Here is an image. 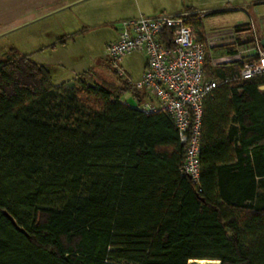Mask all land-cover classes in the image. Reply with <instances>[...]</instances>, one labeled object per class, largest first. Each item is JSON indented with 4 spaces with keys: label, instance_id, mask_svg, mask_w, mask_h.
Wrapping results in <instances>:
<instances>
[{
    "label": "trees",
    "instance_id": "16d2710c",
    "mask_svg": "<svg viewBox=\"0 0 264 264\" xmlns=\"http://www.w3.org/2000/svg\"><path fill=\"white\" fill-rule=\"evenodd\" d=\"M207 66L221 79L242 63L218 73L204 48ZM91 69L55 86L29 55L0 60V264H264V74L205 98L195 185L169 116L123 103L141 100L123 79L87 83Z\"/></svg>",
    "mask_w": 264,
    "mask_h": 264
},
{
    "label": "crops",
    "instance_id": "0c3cea01",
    "mask_svg": "<svg viewBox=\"0 0 264 264\" xmlns=\"http://www.w3.org/2000/svg\"><path fill=\"white\" fill-rule=\"evenodd\" d=\"M178 12L200 19L197 33L204 40L216 33L234 31V25L242 23H252L255 35L260 41L264 38V0H0V41L8 42L6 46L15 48L19 56L29 55L49 70L53 68L52 75H59L58 71L62 73L67 66L75 76L60 84L70 85L86 69L81 68L77 50L71 51V60L65 57L68 45H86V36L102 30L109 33L106 44L116 37L121 20ZM212 12L217 14L207 15ZM251 33H235L236 41L249 40ZM17 39L25 44L21 52L14 46ZM236 51L231 38L206 44L218 73L240 62Z\"/></svg>",
    "mask_w": 264,
    "mask_h": 264
},
{
    "label": "built area",
    "instance_id": "2783aa9c",
    "mask_svg": "<svg viewBox=\"0 0 264 264\" xmlns=\"http://www.w3.org/2000/svg\"><path fill=\"white\" fill-rule=\"evenodd\" d=\"M186 15L185 12L161 13L121 20L116 37L105 44L104 56L115 74L124 77L139 91L141 100L134 97L141 112L160 111L169 116L184 144V161L179 171L197 185L201 173L199 151L204 100L220 84L241 82L264 74V46L255 35L252 23V33L245 42L238 43L234 31L216 33L200 41L196 31L184 23ZM166 29H171L169 47L159 40V35ZM224 38H231L235 44L242 67L231 76L206 79L204 48L207 43ZM131 52H142L145 57L143 70L135 82H130L119 64L122 57Z\"/></svg>",
    "mask_w": 264,
    "mask_h": 264
},
{
    "label": "rangeland",
    "instance_id": "374dc122",
    "mask_svg": "<svg viewBox=\"0 0 264 264\" xmlns=\"http://www.w3.org/2000/svg\"><path fill=\"white\" fill-rule=\"evenodd\" d=\"M109 38V33L105 30L102 31H96L95 33L86 36V45L83 42H77L74 45H68L64 49V54L66 58L72 59L71 51L77 50L80 54L79 63H81L82 69H88L92 68L91 72L89 74H86V82L91 84H105L111 89L118 88L122 86L121 79L125 80L124 77L119 76L117 77L116 74H114L111 70H113L108 63L105 60L104 56V45L107 39ZM19 41V42H18ZM8 42L0 41V60H4L7 58H18L19 53H14V50H11V48H8L6 46ZM14 46L17 47L18 51H23L25 49V44L22 43L19 39L15 40ZM208 55L209 59V65L213 67L211 64V60ZM144 54L142 52H131L119 61L120 66L125 70L127 76L130 79V82H135L141 75V71L143 69L144 65ZM111 68H109V67ZM51 71H54L53 68L50 69ZM209 66H207L206 69V79H209ZM58 73L55 72V74L52 75V83L53 85H60L62 81L71 79L75 76V74H71L67 68L62 71H58ZM219 79V78H214ZM127 83V81L125 80ZM131 85L130 83H128ZM76 82L71 83L69 86H75ZM68 86V85H67ZM133 90H130L129 92H125L124 95L121 97V99L128 103V105L132 107H137V101L135 100V97L132 96L131 92ZM188 264H219L217 260H204L202 262H198V260L189 261Z\"/></svg>",
    "mask_w": 264,
    "mask_h": 264
},
{
    "label": "water",
    "instance_id": "95a60500",
    "mask_svg": "<svg viewBox=\"0 0 264 264\" xmlns=\"http://www.w3.org/2000/svg\"><path fill=\"white\" fill-rule=\"evenodd\" d=\"M261 45L264 46V38L261 39ZM258 90L261 92H264V83L258 86ZM3 214L11 221V223L18 228V226L16 225L15 221L12 219V217L10 215H8V213L6 211H3Z\"/></svg>",
    "mask_w": 264,
    "mask_h": 264
},
{
    "label": "bare ground",
    "instance_id": "6f19581e",
    "mask_svg": "<svg viewBox=\"0 0 264 264\" xmlns=\"http://www.w3.org/2000/svg\"><path fill=\"white\" fill-rule=\"evenodd\" d=\"M202 261H204V260H198L199 263L202 262Z\"/></svg>",
    "mask_w": 264,
    "mask_h": 264
}]
</instances>
